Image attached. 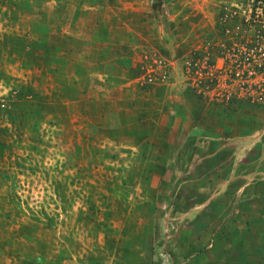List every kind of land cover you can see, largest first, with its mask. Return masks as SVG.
Listing matches in <instances>:
<instances>
[{
	"label": "rangeland",
	"instance_id": "rangeland-1",
	"mask_svg": "<svg viewBox=\"0 0 264 264\" xmlns=\"http://www.w3.org/2000/svg\"><path fill=\"white\" fill-rule=\"evenodd\" d=\"M233 151L264 157V0H0V264H264L197 191Z\"/></svg>",
	"mask_w": 264,
	"mask_h": 264
},
{
	"label": "crops",
	"instance_id": "crops-1",
	"mask_svg": "<svg viewBox=\"0 0 264 264\" xmlns=\"http://www.w3.org/2000/svg\"><path fill=\"white\" fill-rule=\"evenodd\" d=\"M235 152L228 158L227 176L220 178L215 175L213 186L199 185L197 191H213L211 197L222 194L229 198L228 209L225 207L228 213L224 216L227 222L235 220L234 226L239 228L242 222L241 226L248 228L264 220V157H235ZM211 157L212 161L216 160L214 154Z\"/></svg>",
	"mask_w": 264,
	"mask_h": 264
}]
</instances>
